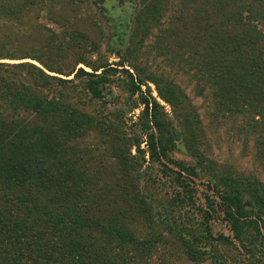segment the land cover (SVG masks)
<instances>
[{"label": "trees", "instance_id": "16d2710c", "mask_svg": "<svg viewBox=\"0 0 264 264\" xmlns=\"http://www.w3.org/2000/svg\"><path fill=\"white\" fill-rule=\"evenodd\" d=\"M168 2L143 0L132 44L145 42ZM188 2H179L178 17L181 25L188 21L179 30L164 29L157 46L191 65L215 104L254 118L243 129L259 130L264 162V0ZM53 6L54 0H0V264H150L164 229L178 233L185 255L196 264L209 259L235 264L219 250H230L234 241L253 255L247 249L257 241L251 230L264 234V186L245 177L213 176L209 184L217 199L206 198L196 226L202 237L190 219L181 229L169 217L161 219L158 199L147 192L156 182L146 179L155 165L165 174L170 166L178 170V195L169 205L199 210V166L172 156L179 142L191 157L205 155L199 114L163 76L126 69L121 50L119 62L96 64L87 48L98 53L99 45L83 31L47 36L29 23L36 11L51 13ZM25 23L35 36L22 33ZM118 74L135 98L132 108H143L137 121L121 109L101 116L79 107L73 97L80 96V86L106 105ZM150 84L172 107L175 125ZM91 136L100 142L95 152H105L95 170L82 152ZM219 219L233 237L213 233ZM134 224H144L146 231Z\"/></svg>", "mask_w": 264, "mask_h": 264}, {"label": "rangeland", "instance_id": "374dc122", "mask_svg": "<svg viewBox=\"0 0 264 264\" xmlns=\"http://www.w3.org/2000/svg\"><path fill=\"white\" fill-rule=\"evenodd\" d=\"M164 16L160 18L159 23L154 27L152 33L140 45L132 44L133 36L137 27V15L143 6V0H54L53 11H36L28 20L31 25H40L43 33L47 36L53 34L69 35L73 31H83L91 40L99 45L98 53H90V47L87 49V55L91 57L96 64L117 63L120 61L117 52L121 50L125 60L126 69L134 72L130 66H136L145 69L146 73H155L163 76L169 82L180 88L185 94L187 100L196 109L200 116L202 125L205 129L203 138V151L205 155L201 159L191 157L179 142L177 150L173 153L175 160L184 161L189 165L199 166V178L196 180L197 193L196 203L199 210L195 208L178 209L170 206L175 196L177 197V186L174 184L177 168L170 166L166 174L163 173L160 166L155 165L148 170L146 179L152 177L155 184L149 186L148 194H153L158 199V211L161 219L169 217L173 227L182 228V221L190 219L195 228V234L202 237V232L196 229L201 222V211L207 209L206 198H216L213 188L209 181L213 176L217 177H245L255 180L264 186V162L258 151L259 130L254 128L243 129L244 123L252 122L254 118L249 115L232 113L215 104L209 90L200 79H197L196 71L185 61H178L175 56L165 55L157 46L161 32L169 25L182 28L178 21L181 16L179 2H188V0H167ZM187 15V13H185ZM2 23H0L1 25ZM29 25L25 23L22 33L30 35L33 32L25 29ZM32 36H35L32 34ZM174 46V45H173ZM14 62V61H6ZM27 62L40 66L36 61L27 60ZM78 68L90 71L85 65L80 64ZM135 73V72H134ZM65 78V77H64ZM73 79V77H70ZM77 85L82 83L77 81ZM152 95L164 106L169 119L174 121L173 109L158 98L156 88L150 84ZM205 87V88H204ZM80 96L73 98L80 108L98 115H112L119 109L123 114L134 122L142 112V107L133 109L135 98H131L125 88L124 75L116 76V84L113 87L114 94L107 96V104L104 105L91 99L89 93L80 86L78 88ZM146 91V87H143ZM72 97V96H71ZM258 119V118H257ZM131 123V122H130ZM91 135V134H90ZM82 152L87 156L90 167L101 166L104 162V153L95 152L101 149L98 139L92 136L84 142ZM146 148L145 143L142 145ZM103 150V149H102ZM101 151V150H100ZM133 154L135 150L132 151ZM109 175L106 173L103 176ZM102 176V177H103ZM157 206V205H156ZM159 216V217H160ZM139 231L145 229L144 224H134ZM213 233L215 235L223 233L226 236H232L230 226L222 219L213 223ZM146 231V229L144 230ZM164 236V242L159 245L157 252L151 259L150 264H196L188 259L183 251L176 231H161ZM251 234L257 238L252 245L247 246L248 250L253 252L251 255L245 249L234 241V246L230 250L219 247L220 254L230 257L235 264H264V234L259 235L256 230H251ZM200 264H217L209 259Z\"/></svg>", "mask_w": 264, "mask_h": 264}]
</instances>
